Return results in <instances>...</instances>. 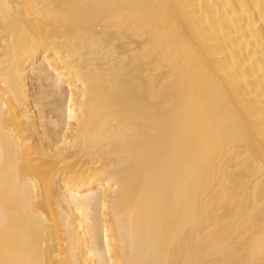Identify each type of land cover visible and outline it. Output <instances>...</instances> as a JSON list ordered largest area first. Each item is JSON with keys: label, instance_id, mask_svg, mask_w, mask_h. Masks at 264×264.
Listing matches in <instances>:
<instances>
[{"label": "bare ground", "instance_id": "bare-ground-1", "mask_svg": "<svg viewBox=\"0 0 264 264\" xmlns=\"http://www.w3.org/2000/svg\"><path fill=\"white\" fill-rule=\"evenodd\" d=\"M0 264H264V0H0Z\"/></svg>", "mask_w": 264, "mask_h": 264}]
</instances>
